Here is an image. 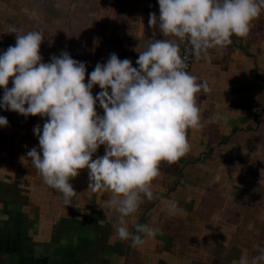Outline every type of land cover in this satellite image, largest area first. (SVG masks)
I'll list each match as a JSON object with an SVG mask.
<instances>
[{"label":"crops","instance_id":"0c3cea01","mask_svg":"<svg viewBox=\"0 0 264 264\" xmlns=\"http://www.w3.org/2000/svg\"><path fill=\"white\" fill-rule=\"evenodd\" d=\"M159 10L158 0H0V50L15 43L7 30L16 25L43 29L46 61L66 49L91 72L116 52L138 67L137 48L164 38L148 23ZM212 54V63L195 57L189 69L211 87L198 95L204 126L189 128V153L161 162L153 180L161 197L128 217L160 228L141 246L118 237L119 212L101 206L113 193L89 187L87 168L71 178L73 204L44 182L27 152L47 117L0 107L9 120L0 126V264H234L253 255L264 242V12L247 36L233 35ZM168 197L180 202L176 215L166 210Z\"/></svg>","mask_w":264,"mask_h":264},{"label":"clouds","instance_id":"9594fccd","mask_svg":"<svg viewBox=\"0 0 264 264\" xmlns=\"http://www.w3.org/2000/svg\"><path fill=\"white\" fill-rule=\"evenodd\" d=\"M148 23L164 38L153 36L133 65L132 59L112 52L88 72L87 61L62 49L44 60L40 28L11 25L15 43L0 50V107L26 117H47L34 132L39 145L27 152L44 182L59 190L66 205L78 193L71 178L87 168L94 190H111L106 213L119 212L115 225L121 240L143 245L160 231L158 225L128 217L145 200L161 197L153 180L161 162L174 163L191 151L189 128H202L198 95L211 90L206 79L189 71L190 54L207 63L232 43V36H247L252 21L264 12V0H158ZM176 37L178 39H173ZM181 42H186L182 50ZM88 76L87 81L85 80ZM12 86L9 87V80ZM99 84L100 91L92 89ZM97 102L104 109L98 113ZM9 123L0 115V126ZM101 145L102 155L93 158ZM169 215L180 202L164 199ZM256 252L242 254L234 264H264V242Z\"/></svg>","mask_w":264,"mask_h":264},{"label":"built area","instance_id":"2783aa9c","mask_svg":"<svg viewBox=\"0 0 264 264\" xmlns=\"http://www.w3.org/2000/svg\"><path fill=\"white\" fill-rule=\"evenodd\" d=\"M185 44H186V42H183V44H182V50L185 48ZM194 59H195V56L190 54V58H189V69L191 68L192 63H194ZM103 112H104V109L101 107L98 110V113L103 114Z\"/></svg>","mask_w":264,"mask_h":264},{"label":"rangeland","instance_id":"374dc122","mask_svg":"<svg viewBox=\"0 0 264 264\" xmlns=\"http://www.w3.org/2000/svg\"><path fill=\"white\" fill-rule=\"evenodd\" d=\"M150 218V217H149Z\"/></svg>","mask_w":264,"mask_h":264}]
</instances>
